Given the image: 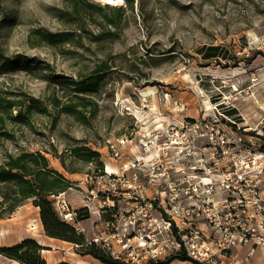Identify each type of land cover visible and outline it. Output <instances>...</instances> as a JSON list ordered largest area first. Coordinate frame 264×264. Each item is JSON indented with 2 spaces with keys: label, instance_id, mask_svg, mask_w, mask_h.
I'll return each mask as SVG.
<instances>
[{
  "label": "rangeland",
  "instance_id": "rangeland-1",
  "mask_svg": "<svg viewBox=\"0 0 264 264\" xmlns=\"http://www.w3.org/2000/svg\"><path fill=\"white\" fill-rule=\"evenodd\" d=\"M105 4L0 0V57L15 62L0 59V95L22 110L30 98L47 110L28 115L27 125L5 120L14 138H0V163L7 154L40 151L71 184L49 200L85 245L94 242L124 264H178L168 262L177 251L164 212L203 197L197 168L215 161L206 153L216 136H264V0H124L112 5L122 8L116 27ZM211 52L217 56L206 58ZM102 64L108 69L98 93L79 107L70 82L87 80ZM149 90L154 98L142 96ZM69 104L82 115L67 112ZM79 146L98 159L73 156ZM107 165L119 172L106 173ZM35 208L26 200L0 218V247L32 239L49 251L38 253L45 264H102L86 247L46 236ZM251 247L232 248L214 264H264V249L249 255ZM14 261L22 264L0 254V264Z\"/></svg>",
  "mask_w": 264,
  "mask_h": 264
},
{
  "label": "built area",
  "instance_id": "built-area-1",
  "mask_svg": "<svg viewBox=\"0 0 264 264\" xmlns=\"http://www.w3.org/2000/svg\"><path fill=\"white\" fill-rule=\"evenodd\" d=\"M260 139L264 136H216L213 140V150L206 154L215 161L197 168L204 179L199 181L203 197L191 195L184 206L170 205L164 212L163 228L177 252L183 249L194 261L214 264L217 256L239 245L250 242L249 255L254 247L264 249V144L258 143ZM158 153L152 161L160 160ZM218 163L221 173L208 180ZM172 188L169 186L170 192ZM195 219L204 220L207 231L197 227Z\"/></svg>",
  "mask_w": 264,
  "mask_h": 264
},
{
  "label": "trees",
  "instance_id": "trees-1",
  "mask_svg": "<svg viewBox=\"0 0 264 264\" xmlns=\"http://www.w3.org/2000/svg\"><path fill=\"white\" fill-rule=\"evenodd\" d=\"M126 1L129 4L132 2V0ZM104 7L112 15V19L108 20V23L116 27L122 15V8L109 6L108 4H105ZM42 37L49 43H54V34H42ZM208 50L212 51L216 50V48H209ZM213 56L215 57L217 54H212L211 52L207 53L205 57L209 58ZM0 59L3 60L4 64H8L9 66L15 64V62H11V60L3 58V56ZM107 69L106 64H102L94 71V75L87 80L70 82L73 86L72 91L75 93L74 97L78 100L77 105L79 107L85 108L90 103L86 95L98 93L100 85L104 80V75L101 73ZM53 103L57 106L60 102L57 98H53ZM20 105L22 104L3 98L0 95V138H14V136L5 130V120L27 125L29 123L28 115L34 112L43 114L47 111L44 106H41L33 98L29 99L25 110H22L23 108H20ZM75 107V104H69L64 109H67V112L75 113L77 116L82 115ZM13 109L17 110L14 114L12 113ZM71 153L73 156L84 160L92 158L97 160L99 156L97 152L85 146L72 148ZM70 186V182L60 172L50 167L48 159L40 151H21L17 154H7L5 160L0 163V218L11 214L22 202L31 200L33 205L39 209V218L46 236L86 247V254H90L102 264H124L112 258L107 253L102 252L101 249L96 248L94 242L85 245L83 236L76 232L73 226L61 219L52 200H49V197L57 196L65 192ZM41 247L34 240L25 239L12 246L0 247V254L9 259L19 261L22 264H45L44 260H41L38 254L42 249ZM30 254L35 256L30 258ZM174 259L188 261L192 264H200L192 260L183 249L171 256L168 262ZM56 264L71 263L61 261Z\"/></svg>",
  "mask_w": 264,
  "mask_h": 264
},
{
  "label": "bare ground",
  "instance_id": "bare-ground-1",
  "mask_svg": "<svg viewBox=\"0 0 264 264\" xmlns=\"http://www.w3.org/2000/svg\"><path fill=\"white\" fill-rule=\"evenodd\" d=\"M101 1H103L104 3H106V4H108V5H118V4H120L123 0H101ZM149 92H150V94H148L146 91H141V94H142V96L144 97V98H147V97H152V98H154V92H151L150 90H149ZM151 99V98H150ZM144 101H145V99H144ZM155 106V109H156V105H154ZM135 109V108H134ZM136 113H139V111L138 110H136L135 111ZM143 112V111H142ZM147 114V113H146ZM148 115V114H147ZM159 115V114H158ZM141 116V115H140ZM144 117V116H143ZM148 117H150V116H148ZM152 118V117H151ZM139 119H140V117H139ZM150 119V118H149ZM167 121V120H166ZM155 123H157V127H161L162 126V124H161V121L159 120V118H157L156 117V120L154 121ZM148 122H146L144 125H146V126H144L142 129H143V131H145L146 133H145V135H144V137H148L150 134L148 133V131H149V125L147 124ZM155 125V124H154ZM153 127V126H152ZM142 146H143V148L144 149H146V147H147V145H146V143H142ZM159 151V150H158ZM158 151H157V153H158ZM156 155V154H155ZM136 158H137V160H138V155H136ZM119 172V169H118V167H116V166H114V167H110V166H106V173H110V174H116V173H118ZM206 176V175H205ZM207 177V176H206ZM35 209H37V208H35ZM34 229H37V226H35L34 227ZM49 251L48 250H44V249H42V253H48ZM13 263H15V264H17V262H13ZM79 264V263H78Z\"/></svg>",
  "mask_w": 264,
  "mask_h": 264
},
{
  "label": "crops",
  "instance_id": "crops-1",
  "mask_svg": "<svg viewBox=\"0 0 264 264\" xmlns=\"http://www.w3.org/2000/svg\"><path fill=\"white\" fill-rule=\"evenodd\" d=\"M178 264H189L188 261H178Z\"/></svg>",
  "mask_w": 264,
  "mask_h": 264
}]
</instances>
